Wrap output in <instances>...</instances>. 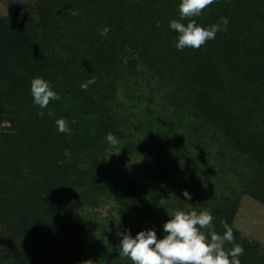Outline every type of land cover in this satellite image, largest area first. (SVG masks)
<instances>
[{"label":"trees","instance_id":"obj_1","mask_svg":"<svg viewBox=\"0 0 264 264\" xmlns=\"http://www.w3.org/2000/svg\"><path fill=\"white\" fill-rule=\"evenodd\" d=\"M180 2L30 0L24 18L0 15V264H131L117 232L160 239L194 208L233 228L241 264H264L233 225L241 195L264 203V0H215L196 22L226 17L227 31L198 50L175 47ZM36 77L60 96L46 109Z\"/></svg>","mask_w":264,"mask_h":264},{"label":"clouds","instance_id":"obj_2","mask_svg":"<svg viewBox=\"0 0 264 264\" xmlns=\"http://www.w3.org/2000/svg\"><path fill=\"white\" fill-rule=\"evenodd\" d=\"M215 0H181L179 4V19H173L169 28L177 34L175 47L178 50L185 48L200 49L209 40H214L216 34L227 31L229 23L226 17L210 27L197 24L196 19L204 10L211 6ZM187 20V24L182 21ZM159 27V23L157 25ZM91 78L80 84L82 90H87L95 84ZM31 95L33 103L40 109L48 108L50 101L59 100L60 96L52 90L50 83L40 77L31 81ZM38 115L43 116L41 111ZM48 115L54 116L49 110ZM59 133H71L65 119H56ZM105 139L116 146L119 141L109 132ZM186 199L191 200L187 191L183 192ZM163 225L166 235L158 239L154 229L140 231L133 237L128 232H117L121 237L119 256L127 258L131 264H241L239 257L244 254V248L234 243L233 228L226 220L220 223L224 228L223 234L217 233L213 225V215L208 210L197 211L195 208L189 212L175 210ZM226 244H232L226 249Z\"/></svg>","mask_w":264,"mask_h":264},{"label":"rangeland","instance_id":"obj_3","mask_svg":"<svg viewBox=\"0 0 264 264\" xmlns=\"http://www.w3.org/2000/svg\"><path fill=\"white\" fill-rule=\"evenodd\" d=\"M30 0H0V15L4 17L18 16L24 18L25 9L21 5ZM124 159L119 154L115 155V160ZM116 161V163H117ZM117 165V164H115ZM122 165L129 166L123 162ZM109 208L105 207L100 212L102 215L110 214ZM233 225L237 228L241 236L249 241L260 244L264 249V203L256 200L250 195H241L237 212L234 216Z\"/></svg>","mask_w":264,"mask_h":264}]
</instances>
